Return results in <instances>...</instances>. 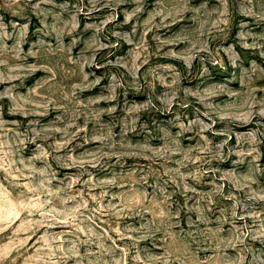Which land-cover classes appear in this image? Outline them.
Here are the masks:
<instances>
[{
    "label": "rangeland",
    "instance_id": "obj_1",
    "mask_svg": "<svg viewBox=\"0 0 264 264\" xmlns=\"http://www.w3.org/2000/svg\"><path fill=\"white\" fill-rule=\"evenodd\" d=\"M0 264H264V0H0Z\"/></svg>",
    "mask_w": 264,
    "mask_h": 264
},
{
    "label": "clouds",
    "instance_id": "obj_2",
    "mask_svg": "<svg viewBox=\"0 0 264 264\" xmlns=\"http://www.w3.org/2000/svg\"><path fill=\"white\" fill-rule=\"evenodd\" d=\"M3 229H0V231H2Z\"/></svg>",
    "mask_w": 264,
    "mask_h": 264
}]
</instances>
